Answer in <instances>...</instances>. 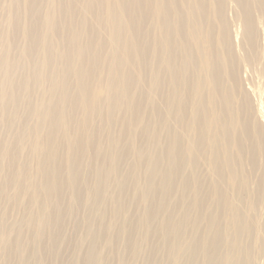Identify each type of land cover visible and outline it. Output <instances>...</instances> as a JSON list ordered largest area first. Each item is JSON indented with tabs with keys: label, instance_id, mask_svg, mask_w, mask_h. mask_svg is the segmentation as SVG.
<instances>
[{
	"label": "bare ground",
	"instance_id": "obj_1",
	"mask_svg": "<svg viewBox=\"0 0 264 264\" xmlns=\"http://www.w3.org/2000/svg\"><path fill=\"white\" fill-rule=\"evenodd\" d=\"M9 4L0 264H253L264 0Z\"/></svg>",
	"mask_w": 264,
	"mask_h": 264
},
{
	"label": "rangeland",
	"instance_id": "obj_2",
	"mask_svg": "<svg viewBox=\"0 0 264 264\" xmlns=\"http://www.w3.org/2000/svg\"><path fill=\"white\" fill-rule=\"evenodd\" d=\"M9 3H10V0H7L6 2H1V4H0V34L5 31L6 33L11 35L10 31L8 30V25H7L8 11H9V5H10ZM234 23L233 24L236 26V27L234 26L235 28L233 27L234 32L235 33L238 32L236 34H240L239 32H241V29H242L240 24L237 23L236 21ZM263 38H264V36H262L261 40L264 43ZM263 49H264V44H260L259 52H260V55H262V59L258 61L259 66H257L258 64H256L255 67H248L247 66L243 70V74H244L243 75V77H244V83H243L244 85L243 86H244V88H246L245 90L247 92L250 91V93L253 95V97H256V98H258V96H259V91L264 89V74L262 73V69L264 68V59H263L264 58L263 57L264 56V50ZM260 58H261V56H260ZM253 88H255L254 91L252 90ZM254 102H256L255 104H257L258 106L260 105L259 107H257V105H255L257 111L260 110L264 114L263 106L261 104H258L259 101L255 99ZM261 106H262V108H261ZM263 114L260 115V113H259V116L262 117ZM261 117H259V120H260V122L261 121L263 122V123L261 122V124L264 126V121L262 120L264 118L260 119ZM6 129L8 130V127L5 128L4 124L1 122L0 123V138L4 142L9 143L10 137L7 135ZM263 168H264V164H263ZM17 213H18V211L13 212L14 215H11V217L9 219V223L12 224L14 222H17L21 218V215H22L21 212H20V214L19 213L17 214ZM263 215H264V210H263ZM67 234L70 237V241H69L70 244H72V242H76V240L78 239V237H77V239L75 238L72 227L67 231ZM262 238H264V235L262 236ZM73 239H74V241H73ZM71 250H72L71 246H69L68 249H65L64 254H63V259L65 260L64 262L67 261V256H70L69 252H71ZM253 264H264V241L262 243V253L260 255L256 256Z\"/></svg>",
	"mask_w": 264,
	"mask_h": 264
}]
</instances>
